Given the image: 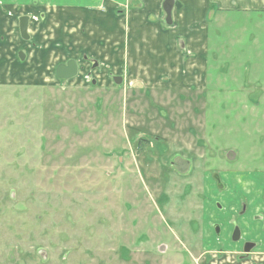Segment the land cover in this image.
<instances>
[{
    "label": "rangeland",
    "instance_id": "374dc122",
    "mask_svg": "<svg viewBox=\"0 0 264 264\" xmlns=\"http://www.w3.org/2000/svg\"><path fill=\"white\" fill-rule=\"evenodd\" d=\"M32 18L29 43L8 22L0 36V264L232 263L251 240L233 241L240 217L215 174L264 171V20L212 19L208 85L192 100L128 73L117 84L96 59L81 58L78 80L54 77L78 32Z\"/></svg>",
    "mask_w": 264,
    "mask_h": 264
},
{
    "label": "crops",
    "instance_id": "0c3cea01",
    "mask_svg": "<svg viewBox=\"0 0 264 264\" xmlns=\"http://www.w3.org/2000/svg\"><path fill=\"white\" fill-rule=\"evenodd\" d=\"M165 1L0 0V36L4 33V23L8 22L18 28L20 40L29 43L33 15L45 14L59 31L78 32L76 38L65 33L63 40H69L72 55L66 62L60 61L52 66L54 77H57L59 64L74 60L80 74L81 58L88 62L96 59L107 62L111 69H117L120 73L117 77L123 78L122 83L126 80L124 74L128 73L134 84L146 86L151 91L154 88L157 95L173 94L182 98L188 92L196 93L192 100L199 99L198 91H204L208 85L210 22L220 13L233 11L264 20V0H173L171 24L166 20ZM3 3L4 7L1 6ZM63 12L67 15L62 16ZM22 17L28 18L27 37L24 38L20 27ZM60 18L63 21L59 22ZM74 21L75 26H72ZM40 24L43 29L47 28V22ZM47 29L54 32L57 28ZM50 37L59 39L60 47L55 49L61 50L62 38H58L57 33ZM15 58L26 63L30 54L17 49ZM243 173H222L225 191L221 197L240 217L238 224L243 238L257 242L258 250L264 252V171L245 173L247 176ZM233 249L240 252L241 243L234 245ZM258 256L252 257L258 261ZM231 261L230 264H253V259L239 261L237 256ZM222 264L228 263L224 261Z\"/></svg>",
    "mask_w": 264,
    "mask_h": 264
},
{
    "label": "flooded vegetation",
    "instance_id": "af4514ba",
    "mask_svg": "<svg viewBox=\"0 0 264 264\" xmlns=\"http://www.w3.org/2000/svg\"><path fill=\"white\" fill-rule=\"evenodd\" d=\"M27 22H28V20H27ZM21 27V26H20ZM27 33V32H26ZM26 33H25V36H26ZM22 34V33H21ZM22 37L24 38V36L22 35ZM69 62V61H68ZM67 62V63H68ZM66 63V64H67ZM60 65V64H59ZM78 66V65H77ZM56 75H57V68H56ZM78 75H79V70L77 71V75L74 77V78H72V79H75L76 77H78ZM58 77V76H57ZM60 79V78H59ZM72 79H69V80H72ZM60 80H64L65 81V79H60ZM171 164L175 167V168H177V171H180V172H182V173H186V172H188L190 169H191V167L192 166H190L189 167V165H191V161H189V160H186V159H184V158H180V157H177V159L175 160V162L174 161H172L171 162ZM215 177L218 179V184H219V186H220V192H224L225 191V184H224V182H223V180H222V178L218 175V174H215ZM220 177V178H219ZM222 190V191H221ZM246 208V206H244L243 207V209H245ZM236 229H239V231H240V238H239V240L241 239V237H243V233H242V230H241V228L240 227H236ZM236 229H235V231H236ZM218 233L220 234V227H218ZM235 231H234V233H235ZM234 235V234H233ZM239 240H236V241H239ZM233 241H235L234 239H233ZM258 247V243L257 242H253V241H251V242H249V243H246L245 244V246H244V250H241L240 252H234V254H233V256L235 257V256H237V258H238V260L239 261H245V260H250V259H253V261L251 262V263H253V264H258L259 263V261H261V263L262 264H264V252H262V251H260V250H258V249H256ZM219 250H221V248H219ZM220 254H221V252H220ZM257 254H259V259H258V261H257V259L256 258H254V257H252L253 255H257ZM248 256H250V257H248ZM247 257V258H246ZM254 260H255V262H254Z\"/></svg>",
    "mask_w": 264,
    "mask_h": 264
},
{
    "label": "water",
    "instance_id": "95a60500",
    "mask_svg": "<svg viewBox=\"0 0 264 264\" xmlns=\"http://www.w3.org/2000/svg\"><path fill=\"white\" fill-rule=\"evenodd\" d=\"M173 4L174 1L173 0H166L164 3V11L166 13V20L167 23L171 24L172 23V9H173ZM27 17H22L21 18V33L24 37L25 33L27 32ZM27 34V33H26ZM21 56L23 57V53L21 52ZM77 71H78V66L77 63L74 60H70L67 64H60L57 67V76L60 79H65V80H69L74 78L77 75ZM115 83L117 84H121L123 81L122 77H115L114 78ZM218 229V227H217ZM240 238V231L239 229H236L234 235H233V239L239 240Z\"/></svg>",
    "mask_w": 264,
    "mask_h": 264
}]
</instances>
